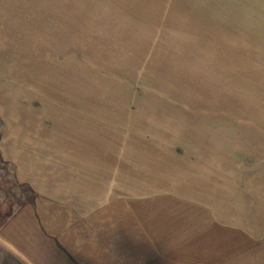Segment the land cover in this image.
<instances>
[{
    "label": "rangeland",
    "instance_id": "obj_1",
    "mask_svg": "<svg viewBox=\"0 0 264 264\" xmlns=\"http://www.w3.org/2000/svg\"><path fill=\"white\" fill-rule=\"evenodd\" d=\"M53 103L99 111L106 129L116 111L122 135L136 114V152L264 164V0H0V107ZM13 175L0 160L16 193ZM6 192L0 182V208Z\"/></svg>",
    "mask_w": 264,
    "mask_h": 264
},
{
    "label": "crops",
    "instance_id": "obj_2",
    "mask_svg": "<svg viewBox=\"0 0 264 264\" xmlns=\"http://www.w3.org/2000/svg\"><path fill=\"white\" fill-rule=\"evenodd\" d=\"M68 107H0V160L18 188L0 180V264H264V164L136 152V114L123 141L116 111L106 129L99 111Z\"/></svg>",
    "mask_w": 264,
    "mask_h": 264
}]
</instances>
